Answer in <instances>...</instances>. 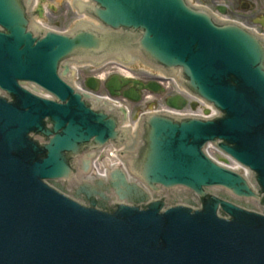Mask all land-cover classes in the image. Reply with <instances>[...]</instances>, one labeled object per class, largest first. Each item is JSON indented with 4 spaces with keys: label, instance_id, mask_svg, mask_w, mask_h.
Masks as SVG:
<instances>
[{
    "label": "water",
    "instance_id": "water-1",
    "mask_svg": "<svg viewBox=\"0 0 264 264\" xmlns=\"http://www.w3.org/2000/svg\"><path fill=\"white\" fill-rule=\"evenodd\" d=\"M90 1L89 15L133 36L83 28L37 37L27 30L30 0H0V90L7 96L0 97V264H264V213L253 204L259 197L202 152L212 144L250 169L264 194V42L236 25H215L183 0ZM131 44L170 74L180 68L186 88L222 117L149 116L131 162L141 186L120 169L107 183L80 182L93 152L126 136L113 114L90 109L89 97L62 81L69 72L63 63L115 56L108 52ZM69 67L75 83L78 73ZM27 84L54 100L33 95ZM129 84L123 96L137 101L138 82L115 76L107 90L116 96ZM167 105L181 109L184 102L173 97ZM142 187L155 196L185 190L201 209L192 210L189 199L151 201ZM210 189L222 193L210 196ZM260 203L264 208V197Z\"/></svg>",
    "mask_w": 264,
    "mask_h": 264
},
{
    "label": "rangeland",
    "instance_id": "rangeland-1",
    "mask_svg": "<svg viewBox=\"0 0 264 264\" xmlns=\"http://www.w3.org/2000/svg\"><path fill=\"white\" fill-rule=\"evenodd\" d=\"M47 4H49L48 7V14L43 20V25L49 26L52 28L60 29L63 31H68L71 30V28L75 25V23L78 21V16L75 15V11L72 9L70 4H68L67 0H45ZM193 4L200 5V6H205L207 8L214 9L215 6L218 3L228 5L230 7V13L233 18L236 16L238 21L249 25L250 26V19L248 17L249 13L245 12L244 10L241 9V5L244 3L252 4L253 7L258 6L259 9L264 7V1L263 0H193L191 1ZM133 70L131 71V75L134 77H138L143 81H152L154 78H152L149 75H146L141 71V66L132 68ZM118 70L114 65L106 66L103 70H101V73H117ZM92 75L93 72L90 71V69L83 70L80 75V79L78 81V85L83 86V80L85 78L93 77ZM169 86L166 90H162L161 92L157 93H152L149 90H146V92L141 93V99L137 103H129L127 102L126 105L128 109L132 112L133 116H137L141 112L146 111L147 109H157V108H162L165 107L164 104V98L167 95L170 94H179L178 90L173 86L172 84L170 85H165ZM144 88H141L142 90ZM99 93H104L106 90L104 89L103 83H98L97 89ZM153 94L154 95V103L152 105H148V103L145 101V97L148 95ZM118 97H121V93H118ZM184 96V95H182ZM185 97V96H184ZM186 100H189L187 97H185ZM198 105V104H197ZM191 107H188L184 111H190ZM211 155L215 158H218V155L215 152H211Z\"/></svg>",
    "mask_w": 264,
    "mask_h": 264
},
{
    "label": "bare ground",
    "instance_id": "bare-ground-1",
    "mask_svg": "<svg viewBox=\"0 0 264 264\" xmlns=\"http://www.w3.org/2000/svg\"><path fill=\"white\" fill-rule=\"evenodd\" d=\"M82 1H84V0H82ZM67 2H68V4H70V5H72L73 4V0H67ZM34 6H33V10H35L36 9V6L39 4V2L38 1H34ZM43 7H44V5H42ZM49 6V4H47L46 6H45V8H47ZM46 13L48 14V12H47V9H46ZM78 18H80V19H82V21H89L84 15H79L78 16ZM35 21L37 22V23H39V24H41V22L38 20V19H36L35 18ZM72 65L74 66V68H75V70L77 71V73H78V77H80L79 76V74L81 75V72L83 71V70H87L88 69V67H82V66H78L77 65V63H72ZM134 66V68L135 67H137L138 65H139V61L138 60H134V64H133ZM116 68H117V70H118V74H121V75H123V77H126V78H130V79H137V80H139V81H141L142 83H145L146 81H143V80H141L140 78H138V77H134V76H132L131 75V71L133 70L130 66H132V65H128L129 67H119V66H117V65H114ZM127 66V65H126ZM105 68V67H104ZM104 68H102V69H100V73H98V70H95V71H93V74H95V75H97V78H98V80H100V81H103L104 80V78L109 74V73H101V70H103ZM80 71H79V70ZM141 71L143 72V73H145L146 75H149V76H151L152 78H154V80H157V78L158 77H156V76H154L153 74H151V72H149V71H147V70H145V69H142L141 68ZM164 85H166V84H164ZM143 92H146V91H143ZM147 98H148V100H150V96L148 95L147 96ZM152 99V98H151ZM206 110H207V112H209L208 114H212V111L209 109V108H205ZM197 112H199L200 114H202L203 112L201 111V107L200 108H198V110H197ZM131 123H130V121H127L126 122V126H128V125H130ZM137 127V124H134V126H133V128L135 129ZM115 155H112V158L114 157ZM111 158V159H112ZM110 159V160H111ZM116 162L118 161V159H116L115 160ZM96 168L97 169H99V168H102V165L101 164H97L96 165Z\"/></svg>",
    "mask_w": 264,
    "mask_h": 264
},
{
    "label": "flooded vegetation",
    "instance_id": "flooded-vegetation-1",
    "mask_svg": "<svg viewBox=\"0 0 264 264\" xmlns=\"http://www.w3.org/2000/svg\"><path fill=\"white\" fill-rule=\"evenodd\" d=\"M248 8H249V10L247 12V13H249L248 17L251 19L252 22L255 19H257L258 17L264 16V7L259 9L258 6H256V7L248 6Z\"/></svg>",
    "mask_w": 264,
    "mask_h": 264
}]
</instances>
